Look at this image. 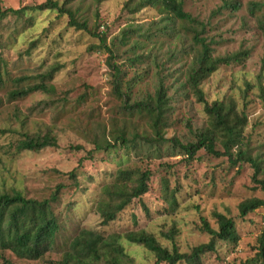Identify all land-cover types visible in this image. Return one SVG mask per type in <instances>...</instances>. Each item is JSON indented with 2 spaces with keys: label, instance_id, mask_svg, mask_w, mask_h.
Masks as SVG:
<instances>
[{
  "label": "rangeland",
  "instance_id": "1",
  "mask_svg": "<svg viewBox=\"0 0 264 264\" xmlns=\"http://www.w3.org/2000/svg\"><path fill=\"white\" fill-rule=\"evenodd\" d=\"M45 1L0 0V7L19 8ZM139 1L66 3L78 19L87 20L89 28L105 38V44L113 50L112 57L99 38L70 25L68 14L43 9L0 16V190L18 189L27 197L42 199L50 197L58 184L63 185L51 204L62 229L57 248L41 259L19 258L2 250L0 264H56L68 248L69 238L82 228L104 235L145 230L168 248L173 247V241L166 234L173 232L178 249L190 253L194 246L211 238L201 229L203 218L218 228L215 212L234 218L239 241L217 240L215 250L202 255L197 264H251V259L257 258L264 207L243 217L239 204L250 197L264 198V190L254 189L252 168L247 164L239 169L230 167L223 158L207 157L204 150L197 153L199 158L190 167L179 149L174 156L165 151L164 156L154 152L151 158L147 156L150 145L145 138L136 139L134 152L130 153L121 142L109 150L94 149L96 139L114 143L120 131L127 137L136 132L154 135L151 121L126 110L124 97L114 93L113 63L123 72L121 86L131 93L132 102L147 94L155 95L160 83L167 88L171 100L166 112V138L193 140L191 130L207 122L204 104L184 85L196 52L191 47L189 23L165 11L162 2L140 6ZM182 1L185 11L210 21L206 35L217 41L212 44L215 55L248 51L241 61L221 65L202 81L201 87L209 101L234 100L239 110L245 109V133L254 146L264 149V26L259 21L264 6L254 14L250 11L251 2L264 0H240L238 10L216 13L222 0ZM52 66L58 70L51 80L40 77ZM40 82L53 84L55 90L9 98L10 90ZM25 133H50L57 137L58 146L18 152L16 144ZM76 145L82 148L76 149ZM123 165L150 169V190L103 225L95 202L102 181L110 179ZM74 168L78 169L79 185L69 176ZM187 168L194 180L185 176ZM166 182L170 190L178 187L174 207L164 187ZM123 243L135 264L155 260L147 248L125 240Z\"/></svg>",
  "mask_w": 264,
  "mask_h": 264
},
{
  "label": "trees",
  "instance_id": "2",
  "mask_svg": "<svg viewBox=\"0 0 264 264\" xmlns=\"http://www.w3.org/2000/svg\"><path fill=\"white\" fill-rule=\"evenodd\" d=\"M60 4L56 0H47L37 5H24L19 8L9 7L3 9L0 7V16L8 14L24 15L29 11L53 9L60 15L68 14L69 24L79 30H85L93 36L99 38L100 43L113 56L111 47L105 44V38L100 33L89 28L88 21L78 19L76 12L66 3ZM140 6L154 5L162 2L165 11L173 17L189 23L188 32H190L193 45L191 47L196 52L192 57L188 70L185 87H189L199 102L204 104V111L207 114L206 125L200 129L191 130L195 136L193 140L182 141L179 137H165V128L167 125L166 112L169 111V102L171 97L167 93V88L160 83L155 95L147 94L140 100L131 101V93L124 91L121 84L123 82V72L116 63L112 64L114 69L113 90L117 96L124 97L125 109L130 113H137L139 116H146L151 121L153 134L151 137L136 132L131 137H127L124 131H120L115 137L114 143L108 139L94 141V149L109 150L115 148L118 142H121L127 151L134 152L133 148L136 139H146L148 142V155L153 153H170V156L176 155L180 150L185 156L188 167L192 166L197 158L198 152L204 150L207 157L223 158L230 167L238 169L247 164L252 168V181L255 184L254 189L262 188L264 190V149L254 146L251 143L250 136L245 133V127L248 122V115L245 109L239 110L234 100L209 101L205 91L201 87L202 81L214 73L221 65H229L233 62H239L248 55V51L234 52L226 55H215L213 43H217L215 37L206 35L207 26L210 27V21H202L194 17L191 13L185 11L182 0H140ZM264 3L253 1L250 3V11L254 14L261 10ZM241 7L240 0H222L220 7L214 11L221 12L223 9L238 10ZM264 26V16L260 20ZM1 46V44H0ZM58 69L54 66L50 70L40 74L45 80H51ZM131 88V87H128ZM53 92L55 86L51 83H35L28 86L16 87L9 91V98L16 100L28 96L34 91ZM169 142V144H167ZM58 146L57 137L50 133L29 134L25 133L24 138L16 144L18 152L25 150L39 151L47 147ZM76 149L82 148L76 145ZM92 153V152H91ZM161 156V157H162ZM160 158V157H159ZM199 160V159H198ZM201 160V158H200ZM81 162V160L79 161ZM78 169L74 168L69 172L70 178L76 184L78 182ZM186 177L194 180L190 169L184 170ZM152 172L150 169L143 170L139 166L130 167L128 165L119 166L112 174L111 178L102 181L99 198L95 202V211L101 216V223L107 225L115 220L118 214L123 211L135 199L142 198L150 190ZM65 186V185H64ZM63 185L58 184L55 191L48 198L27 197L22 191L12 189L11 191L0 190V251L9 250L19 258L41 259L47 252L57 248L61 235V225L52 209V202L58 198ZM166 191L171 196L170 204L172 207L177 203L178 187L171 189L168 182L164 185ZM264 207V198L250 197L244 199L239 204L241 216ZM214 216L218 223V228H214L206 220L202 219L201 229L211 235L208 242L200 243L194 246L190 253L181 252L174 242L173 232L166 236L173 241V247L168 248L160 244L158 239L145 230H131L127 232H111L107 235L90 229L82 228L77 231L67 241V246L56 264H135L132 254L126 249L123 240L129 244L143 246L151 252L155 260L149 264H197L201 256L209 251H214L216 241L223 240L237 243L240 235L233 217L227 216L222 212H215ZM256 257L251 259V264H264V229L258 236Z\"/></svg>",
  "mask_w": 264,
  "mask_h": 264
}]
</instances>
